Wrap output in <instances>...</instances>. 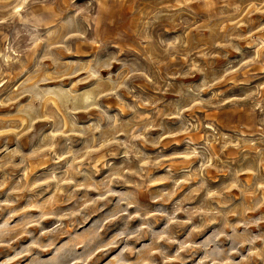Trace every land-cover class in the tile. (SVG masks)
<instances>
[{
	"label": "clouds",
	"instance_id": "obj_1",
	"mask_svg": "<svg viewBox=\"0 0 264 264\" xmlns=\"http://www.w3.org/2000/svg\"><path fill=\"white\" fill-rule=\"evenodd\" d=\"M0 264H264V0H0Z\"/></svg>",
	"mask_w": 264,
	"mask_h": 264
}]
</instances>
